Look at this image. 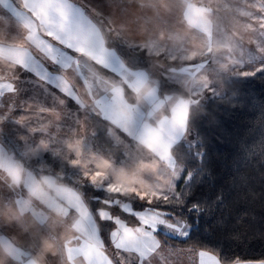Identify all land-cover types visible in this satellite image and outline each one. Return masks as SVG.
I'll list each match as a JSON object with an SVG mask.
<instances>
[{"label": "snow or ice", "instance_id": "1", "mask_svg": "<svg viewBox=\"0 0 264 264\" xmlns=\"http://www.w3.org/2000/svg\"><path fill=\"white\" fill-rule=\"evenodd\" d=\"M109 5L113 7L110 15L92 9L93 19L78 7V0H19L22 11L8 0H0V6L9 10L20 28L0 30V59L10 73L0 79L11 81L0 82V97L5 92L11 94L10 102L0 105V125L11 118L30 133H39L41 139L33 153L51 150L82 174V180L73 186L62 172L34 170L0 150V180L4 181L0 184V249L8 254L9 264H35L41 242H51L49 256H57L60 264H151L150 258L161 247L159 232L191 239L207 204L202 199L189 202L188 197L197 190L204 169L181 161L177 152L195 143L189 161L206 155L193 132L194 113L204 108L209 97H224L230 77L264 72V42L257 44V54L247 51L243 38L219 15L220 0H119L115 5L109 0ZM117 6L119 17L115 15ZM234 10L258 24L253 31L264 41V0H239ZM137 14L147 25L139 36ZM177 17L178 25L173 23ZM245 28L252 29V25ZM117 42L121 48L143 52L149 59L148 71H134L117 63L110 50ZM38 57L59 66L60 71L50 77L47 67L37 70ZM153 58L161 60L163 67L156 68ZM192 61L196 62L189 64ZM246 64L252 65L251 70L242 71ZM29 72L54 85L83 112L101 116L117 143L121 132L131 137L135 144L127 156L132 166L117 167L111 156L105 158L87 148L88 136L95 132L87 127L86 118L78 121L77 128L57 147L68 101L55 97L48 107L19 100V84ZM158 78L176 82L181 93L161 98ZM34 107L41 121L51 114L55 121L34 127L29 115ZM138 117H143L142 123ZM85 182L104 195L86 197ZM137 200L145 207L134 211ZM90 201L102 207L92 212ZM114 207L134 216L139 225L130 227L110 211ZM5 208L14 214L10 223L3 220ZM21 218L32 223L31 232L22 231ZM101 222L115 226L110 231L115 259L106 254ZM29 240L32 250L23 247ZM199 257L200 264H222L206 251H200ZM235 264H264V260L237 259Z\"/></svg>", "mask_w": 264, "mask_h": 264}, {"label": "trees", "instance_id": "2", "mask_svg": "<svg viewBox=\"0 0 264 264\" xmlns=\"http://www.w3.org/2000/svg\"><path fill=\"white\" fill-rule=\"evenodd\" d=\"M112 47L128 66L148 70L149 62L141 54L132 53L126 46L121 48L118 42ZM160 79L161 91L181 92L176 85ZM212 79L220 85L219 80ZM229 79L224 97H209L204 108L194 113L193 132L199 136L203 145L200 150L206 153L205 157L189 161V156L196 151L195 143L177 152L181 161L204 169L201 183L188 197L189 202L202 199L207 204L198 230L189 240H180L162 231L157 234L161 244L171 251H206L220 258L222 264L228 261L235 264L237 259L241 262L264 260V72ZM89 122L95 132L93 139L105 155L117 163L123 161L124 151L111 140L108 123L94 114ZM190 138L194 140L195 135ZM65 180L77 185L71 179ZM84 192L86 197L104 195L88 184H84ZM217 196L221 199L217 200ZM94 202L90 201L91 206ZM133 207L140 210L145 205L134 201ZM123 215L130 222L134 220ZM101 223L104 225L102 236L107 240L109 226Z\"/></svg>", "mask_w": 264, "mask_h": 264}, {"label": "rangeland", "instance_id": "3", "mask_svg": "<svg viewBox=\"0 0 264 264\" xmlns=\"http://www.w3.org/2000/svg\"><path fill=\"white\" fill-rule=\"evenodd\" d=\"M208 1V0H207ZM213 3L216 2V0H212ZM250 2L253 3H258L259 0H250ZM207 3V2H205ZM239 3V0H220L221 4V12L220 16L223 19V22L225 24H230L234 28V30L237 32L238 37L243 38V44L244 47L247 49V51L251 52L252 54H257L256 49H257V44L262 43L264 41L261 40L259 37L258 32L253 31V29L258 28V24H256L254 21L249 20L247 17H244L240 15L238 12L234 10V6ZM226 6H233V7H226ZM162 11V10H161ZM249 11H252L254 14L258 15L259 13L255 9H249ZM174 24L178 25L179 24V18L177 17L176 20L173 21ZM251 24L252 29H247L245 28V25ZM181 35H187L185 32H181ZM163 39V37H161ZM254 41L253 43H249V40ZM129 49V48H128ZM132 53L134 54H141L144 56L143 52L135 51L131 49ZM115 52V61L117 63H125L122 59H120L118 53L116 50H113ZM146 60L149 59L144 56ZM155 60V58H153ZM196 61L189 62L195 63ZM126 64V63H125ZM156 68L163 67V62L161 60H155ZM40 67L45 66L48 68L49 71V76H55L59 71V66L53 67L49 63H47L44 59L40 61ZM49 66V67H48ZM126 66H128L126 64ZM189 66V65H186ZM252 65L251 64H246L241 70L242 71H248L251 70ZM134 71H145L147 72L148 70L143 67H139L137 69L132 68ZM2 70V68H1ZM4 72L0 71V76H3ZM260 73V72H258ZM150 78H152V75L150 72L148 73ZM70 81H72V77H69ZM209 79H212L211 75H209ZM1 82V81H0ZM75 82V81H72ZM79 82V81H78ZM170 84L176 85L181 91V87L174 81H167ZM82 84V81L79 82ZM163 84L161 83V79L158 78V86L160 89L161 93V98H163L164 95H178L181 92H163L161 91ZM19 100L22 101H34L36 103L43 104L45 106L51 107L53 103L55 102V97H62L65 98L68 102L66 105V111L64 112L62 119H61V127L59 129V132L57 133L58 137V143L57 147H60L59 141L66 139L69 135H71L72 131L77 128L78 124L77 122L80 120H84L86 118L87 122V127L90 129V122H89V117L94 114V113H85L82 110L79 109V106L75 104L74 101H72L69 98L63 97L62 94L59 92L57 88H55L54 85L48 83V82H42L37 79H32L28 77L27 75L23 79V82L19 84ZM10 97L11 94L5 92L3 97H0V105H4L10 102ZM145 116L148 111V108L145 107L143 109ZM14 115H19V113H15ZM31 116V122L34 127H39L41 123L47 125L50 121H55L56 117L55 114L51 115H46L45 118L41 121L38 118V109L36 107L33 108L32 112L29 114ZM96 115L98 118L104 120L101 116ZM138 120L142 123L143 122V117H138ZM105 121V120H104ZM107 122V121H106ZM108 123V122H107ZM3 134V136L0 137V150L4 152L6 156H10L13 158H16L17 160H20L21 162L25 163L26 166L39 171L40 169H44L45 171L47 170H52L53 172H62L64 175V178L66 179H71L73 182H80L82 180V174L81 170L78 168H74L71 165L67 164L66 161H63L61 158L54 156L51 150H39L36 151L35 153L32 152L33 148H36V146L39 143V140L41 139L40 134H32L28 131L26 127L20 126L15 121L11 118H8L5 120V122L0 125V135ZM121 142L117 143L115 138L111 137V140L114 142L115 145L122 147L124 154H125V159L121 161L120 163H116L117 167L120 166H132V160L128 158L127 153L131 148L134 147L135 142L132 140L131 137L127 136L125 133H119ZM94 135H89L88 136V142H87V148L90 149L94 153H98L102 155L105 158H108L104 150L99 147L94 139ZM191 140V138L189 137ZM4 183L3 180H0V184ZM84 184H87L86 182ZM102 191V190H101ZM127 202V201H125ZM137 202H140L137 200ZM143 203V202H140ZM99 207H102L98 202H94L93 206H91V211L95 212V210ZM119 207H114L110 209V211L114 215L120 216L125 223H127L130 227L138 226L139 221L132 215L126 214L122 211V209L118 210ZM95 209V210H94ZM133 210L135 211L136 209ZM133 217L134 220L130 222L129 219L125 218L123 214ZM13 212L12 210L5 208L3 210V220L5 223H10L11 220L13 219ZM22 225V231L23 232H31L33 229L32 223L25 219L21 218L19 221ZM108 224L109 226V236L108 239L104 240L105 241V247H106V254L109 256L110 259H115L116 256H113V254L116 253V250L114 249V246L111 245L110 243V231L114 230V225L112 222H104ZM53 228H55V225H53ZM108 228V227H107ZM163 232V231H162ZM22 233H18L17 236H19ZM172 236V235H169ZM174 237V236H172ZM176 238V237H175ZM104 239V238H102ZM42 243V247L36 251V254L34 256V261L35 264H60V260L57 256L52 255L49 256V253L52 248L51 242L48 243ZM23 247L28 250H32L33 244L32 241L29 240L23 244ZM165 247L161 244V247L159 250H164ZM168 249H166L167 251ZM169 252V251H167ZM0 264H9V257L8 254L0 249Z\"/></svg>", "mask_w": 264, "mask_h": 264}, {"label": "crops", "instance_id": "4", "mask_svg": "<svg viewBox=\"0 0 264 264\" xmlns=\"http://www.w3.org/2000/svg\"><path fill=\"white\" fill-rule=\"evenodd\" d=\"M111 2L113 5H115L116 3L119 2V0H111ZM202 2L205 3L208 1L202 0ZM8 3L11 6L16 7L18 11H22V9L19 7V0H8ZM78 7L82 9L83 12L90 17H92V11H91L92 9L99 11L104 16H108L113 12V7H110L109 0H78ZM115 15L117 17L121 15L118 6L115 9ZM92 18L95 19V17H92ZM134 18L137 19L139 23V32L137 33V35L138 36L143 35L144 28L147 26L146 23L144 22V20L139 19L138 14ZM9 27H12L16 31L20 30L19 23L13 19L9 10L7 8H4L3 6H0V30H3L6 32ZM129 35L131 36L132 34L129 33ZM110 50L113 51V50H116V48L111 47ZM117 53L120 59H122L118 51ZM42 60H43L42 57L37 58V70H40L39 64H40V61ZM0 71L4 72L3 73L4 75L0 77H5L10 74L9 69L7 68V65L2 59H0ZM26 75L32 79L34 78L37 79V76L33 72H29ZM0 81L3 83L11 82L8 79H0ZM166 249H167L166 247L164 250L158 249L157 253L153 254L152 257L150 258L151 264H200V257H199L200 251H193L189 249H180L177 251H171L168 249L167 251L169 252H167ZM113 256H115V254H113Z\"/></svg>", "mask_w": 264, "mask_h": 264}]
</instances>
